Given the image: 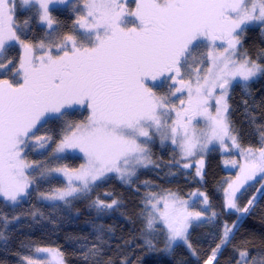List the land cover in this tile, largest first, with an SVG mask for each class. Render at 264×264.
Returning <instances> with one entry per match:
<instances>
[{
	"label": "snow or ice",
	"instance_id": "6c2138e0",
	"mask_svg": "<svg viewBox=\"0 0 264 264\" xmlns=\"http://www.w3.org/2000/svg\"><path fill=\"white\" fill-rule=\"evenodd\" d=\"M21 3L38 16L40 24L47 25V35L55 39L33 45L22 38L15 23L14 0H0V52L11 41L22 50L17 69H8L12 60L0 62V69L13 71V78L0 79V197L4 201L19 204L20 198L30 197L33 185L38 191L39 182L51 183L56 179L54 174L66 178V187L40 196L66 205L71 203L70 197L86 198L110 178L109 174L130 183L137 166L152 162L149 144L155 136L162 143L167 139L179 143L184 158L206 149L213 141L223 147L225 138L238 146L226 115V97L234 81L248 82L264 74V62L238 55L246 26L258 23L264 27V0H254L251 7L248 0H136L135 11L127 9L121 0H84L82 10L72 5L76 11L74 26L62 35L52 12L56 5L68 6L69 0ZM126 16L134 20H126ZM29 22L25 19L24 25ZM35 48L41 50L39 54ZM203 48L208 49L206 73L195 67L194 77L186 74L185 66ZM161 77H166L162 83L171 82L164 95H158L148 83L154 85ZM77 105L86 107L88 116L86 121L72 123L67 119L69 109ZM197 117L205 121L199 134ZM59 121L65 124L62 137L48 152L53 137L41 134V130ZM37 148L44 150L40 154L47 162L28 160L27 150ZM69 150L83 155L79 168L60 163ZM258 151L259 156L247 160L240 168L241 175L225 189L226 210L250 211L255 198L241 208L236 193L257 173L264 174V148ZM247 152L251 154L252 149ZM198 163L199 176L203 160ZM193 195L204 197L203 203L208 205L205 193ZM118 203L116 199L106 202L97 198L93 206L99 213ZM144 203L151 206L146 230L165 231L169 251L179 243L192 250V222L202 227L203 221L217 219L215 211L209 217L206 209L191 210L188 201L172 192L158 196L149 191ZM161 203L163 208L159 207ZM161 224L163 228L158 229ZM236 227L237 222L223 224L220 243L204 264H214L222 247L231 243ZM146 243L152 247L151 240ZM36 251L48 253L55 264H63L61 253L54 248ZM90 254H96L95 246ZM192 254L196 255L195 251ZM248 257L247 251L240 250L236 264H256ZM25 259L26 264H52L46 258Z\"/></svg>",
	"mask_w": 264,
	"mask_h": 264
},
{
	"label": "trees",
	"instance_id": "16d2710c",
	"mask_svg": "<svg viewBox=\"0 0 264 264\" xmlns=\"http://www.w3.org/2000/svg\"><path fill=\"white\" fill-rule=\"evenodd\" d=\"M84 0H69L68 6L56 5L52 15L59 23V32L64 34L72 30L76 19V10H82ZM130 4V3H129ZM128 4V5H129ZM30 22L24 25V20ZM15 23L20 26L22 38L32 43L48 42L50 37L38 24L36 14L26 8L16 9ZM219 42V41H217ZM238 55L245 54L258 62H264V27H246L240 36ZM207 48L199 49L195 60H189L185 66L186 74L195 69L196 64H209ZM12 60L10 69L19 67L20 52L16 46L8 47L2 62ZM206 73V72H205ZM13 78V71L0 74V79ZM19 80V77H15ZM158 95L168 92L166 87L155 89ZM227 117L237 137V144L242 149L259 150L264 147V74L245 85L233 86L228 99ZM86 108V107H85ZM67 118L72 123L86 121L87 109L69 110ZM65 127L63 121L51 122L41 134L53 137L48 152L55 148L62 137ZM151 163L131 177L130 183H122L110 176L101 186L96 187L86 198H68L71 203L57 202L48 204L39 200L40 193H51L63 188L64 183L56 177L51 183L40 181L29 191L30 197L20 198L19 204L4 201L0 197V264H25V258H33L37 248H54L61 253L63 264H204L213 248L220 243L222 226L225 222L232 226L237 222L231 243L222 247L214 264H236L239 251H247L249 258L264 260V189L259 194L250 211L244 216L226 212L224 192L227 188L226 175L222 168V150L218 146L210 148L206 154L201 175H197V165L181 160L178 151L168 146L152 144L150 146ZM41 149L27 150L29 161L47 162L40 153ZM61 164L70 169L78 168L83 163V155L78 151L63 154ZM184 164H188L187 168ZM261 181L247 182L236 193L237 204L243 208L253 197ZM151 191L158 196L169 192L179 199H190L194 193L203 192L208 197L192 199L191 210H207V216L215 211L217 219L203 221L202 227L189 229L193 249L178 244L169 251L166 249L165 231L148 232L145 228L146 214L149 212L144 199ZM109 193L110 195H105ZM119 203L112 209L97 211L93 202L97 199ZM58 205V207H57ZM237 217L239 220L237 221ZM213 223L216 225L213 227ZM158 229L163 227L157 225ZM151 240L152 247L146 243ZM95 246L96 254H90ZM195 251L196 255L192 252Z\"/></svg>",
	"mask_w": 264,
	"mask_h": 264
},
{
	"label": "rangeland",
	"instance_id": "374dc122",
	"mask_svg": "<svg viewBox=\"0 0 264 264\" xmlns=\"http://www.w3.org/2000/svg\"><path fill=\"white\" fill-rule=\"evenodd\" d=\"M252 2H254V0H248L249 7H251ZM257 2H258V0H257ZM14 3L16 4V9H18L20 11H24L26 9L25 7L22 6L21 0H14ZM121 3L125 4L126 8L129 9V10H131V11H135L136 10V0H121ZM81 8L83 9V4H82ZM125 19L126 20H129V21L134 20V18L131 17V16H126ZM38 24L45 30V32L48 33L50 31L49 29H47V25L40 24L39 23V20H38ZM129 26H131V25H129ZM250 26H260V25L258 23H254V24L248 25L246 27H250ZM77 31L78 32L80 31L78 27H77ZM205 43H207V42H205ZM217 43H219V42H217ZM12 46H16L17 47V49L20 52V56H21L22 50H21L20 46L18 44H16L14 41H11V42H8L6 44L5 49L3 50V52H0V62L3 61V59L5 57V54H6L7 48L8 47H12ZM40 51L41 50L39 48H35V52L37 54H39ZM53 51H55V49H53ZM205 63H207V62H204L203 61V63L196 64V67H199V68L202 69V74H204L206 72ZM10 67H11V65L8 66V69H10ZM7 71L8 70L0 69V74L1 73H4V72H7ZM259 75H257L256 77H254L252 80H250L248 82H243V81H239V80L234 81L233 82V85L229 88V94L226 97L227 103H228V99H229V96L231 94V91H232V88H233L234 85H236V84L245 85V84H247V83H249L251 81L256 80ZM191 76H193V77L195 76V69L191 72ZM169 84H170V81H168L166 84H162V85H166V87H168ZM217 92H219V90H217ZM186 95H187V93L185 92L184 93V96L186 97ZM173 99H175V98H173ZM176 102H177V106H179V101L177 100ZM83 108L84 109H87L85 107H81V106H78V105L77 106H74V108H72V109L73 110H75V109L81 110ZM72 109H69V110H72ZM211 111L213 113L215 112V101H212ZM87 112H88V109H87ZM226 115H227V113H226ZM171 116L174 119L175 118V113H172ZM196 122L198 123L197 134H199L200 132H202L204 130L205 121L203 120V118L197 117L196 118ZM170 123H171V120H169V124ZM169 135H170V132H169ZM156 143L159 144V145H162V146H168L171 149H174L175 151H178V153H179L182 161H185L187 163L194 162L197 165V167L199 166V163L198 162L200 160H203V167H204L205 157H206V154H207L208 150L210 148H212L213 146H218L219 149L222 150V156H223L222 163H221L222 164V168H223L224 172L227 173V175H226L227 188H228L229 183H232V182L236 181L237 176L238 175H241V173H240L241 166L244 165L247 160L252 159L253 157H258L259 156V151L258 150H252V153L249 154L247 152V149H242L239 146H234L232 140L229 139V138H225V142H224L223 147L221 146V144H220L219 141H213L211 144L208 145V147L206 149H204L202 151H197L193 156H190V157H187V158H184L182 156L181 149L179 147V143L173 144L172 141H171V139H167V140H165L162 143L160 137L159 136H155L154 137V140L149 144V148H150V146L152 144H156ZM233 161L235 163H233ZM83 162H84V160H83ZM148 165L149 164H147L146 166H137V171L140 170V169H142V168L148 167ZM203 167H202L201 170H203ZM54 175H56V177H59L63 181L64 187H66V185H67L66 178L63 175H61V174H54ZM109 176H114L120 182H122L117 177V175L115 173L109 174ZM258 180L261 181V184L257 187L255 194L250 199V200H252V199L255 198L254 199V202L256 201V199L258 198L259 194L264 189V174L257 173L256 176L253 179H249L246 182H244V185H245L247 182L253 183V182H256ZM258 190H260V191H258ZM190 197H191L190 199H186V200L181 199V200L188 201V203H189L192 199H196L197 197H199V195H193L192 194ZM38 198H39V200H41L43 202H46L48 204L62 202V201H49V200H45L40 195L38 196ZM225 199H226V195H225V192H224V202H225ZM10 203H12V202H10ZM224 206H225V203H224ZM247 206H248V204H247ZM251 206H249V207L251 208ZM159 207L160 208H163V204L161 203L159 205ZM148 209H149V211H151V206L150 205H148ZM233 211L235 212V210H226V212H230V213H234ZM235 214L237 216H244L246 213H242V212L238 213V212H236ZM160 226L163 227L162 224ZM179 244L184 245L183 243H179ZM184 246H186V245H184ZM33 258H46L47 260L51 261L52 264H55V261L52 260V257L48 253H38L37 251H35ZM253 258L255 259L256 264H260V259H256L255 257H253ZM253 258H249L248 257V259L250 261ZM24 263L26 264V260L24 261Z\"/></svg>",
	"mask_w": 264,
	"mask_h": 264
},
{
	"label": "flooded vegetation",
	"instance_id": "af4514ba",
	"mask_svg": "<svg viewBox=\"0 0 264 264\" xmlns=\"http://www.w3.org/2000/svg\"><path fill=\"white\" fill-rule=\"evenodd\" d=\"M164 80H166V77H161L160 80L157 81L154 85H153V82H151V81H148V83L150 86H153L154 90H155V89H160V88L166 87V85H162V84H166V83H162V81H164ZM166 88L168 90V87H166Z\"/></svg>",
	"mask_w": 264,
	"mask_h": 264
}]
</instances>
